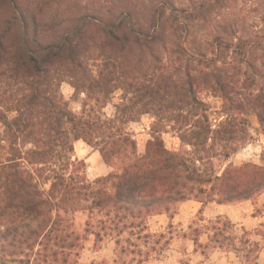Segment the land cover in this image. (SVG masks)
Wrapping results in <instances>:
<instances>
[{"label": "trees", "instance_id": "obj_1", "mask_svg": "<svg viewBox=\"0 0 264 264\" xmlns=\"http://www.w3.org/2000/svg\"><path fill=\"white\" fill-rule=\"evenodd\" d=\"M224 1L161 0L147 16L124 7L103 17L86 5L75 11L67 0H0V264L32 254L34 264H79L68 257L80 239L71 215L82 209L102 212L109 223L103 229L139 234L149 216L173 212L182 201L233 203L264 191L263 164L229 163L218 171L215 161L249 139L250 113L264 131V75L251 63L252 41L223 30L205 49L188 46L192 23ZM166 30L175 52L194 63L181 78L160 63ZM64 82L81 98L79 110L62 92ZM202 89L222 100L216 125ZM118 90L121 100L108 114ZM147 113L155 117L152 139L139 154L128 125ZM166 132L180 139L178 150L166 146ZM79 140L113 170L89 180L86 161L75 157ZM199 220L207 223L193 222L189 233L197 247L259 256L262 245L245 229L238 237L228 216Z\"/></svg>", "mask_w": 264, "mask_h": 264}, {"label": "rangeland", "instance_id": "obj_2", "mask_svg": "<svg viewBox=\"0 0 264 264\" xmlns=\"http://www.w3.org/2000/svg\"><path fill=\"white\" fill-rule=\"evenodd\" d=\"M159 1L161 0H67L76 5L75 11L86 5L90 12H98L103 17L118 15L124 7L134 8L139 17L147 16ZM174 1L178 6H188L197 4L200 0ZM67 2L64 8L70 12L72 10L66 5ZM223 30L235 41L240 39L252 41L251 63L256 71L264 75V0H225L223 6L208 18L192 23L188 46L205 49L213 43L215 35L223 33ZM91 32L96 35L97 27L92 26ZM257 34L260 37H257ZM175 50L174 39L166 30V37L158 46L160 63L167 73L181 78L188 63L191 67L194 63L188 61V55L184 56ZM148 57L151 58L149 55ZM259 79L263 84V77ZM62 92L70 99L74 95V88L68 82H64ZM121 93L122 91L118 90L113 94L112 101L105 107L108 114L114 112V105L121 100ZM200 95L211 105V122L214 125L218 124L222 119L220 113L222 100L209 89H202ZM71 107L79 110L81 98H72ZM154 121L155 117L147 113L139 121L128 125L137 140L139 154L145 152L148 141L152 139L151 127ZM249 124V139L240 149L226 160H215L218 171H222L229 163L240 165L244 162H254L264 165V131L255 113L249 114ZM163 138L168 148L178 150L181 147V141L174 133L166 132ZM75 157L86 161V175L89 180L107 175L113 170V167L104 161L100 151L83 140L75 143ZM218 204L210 202L203 206L202 202L195 199L182 201L176 204L173 212L149 216L146 219V230L139 234L131 233L129 228L122 233L117 229H103V226L109 223L102 220L107 219L102 212L79 210L71 215L72 228L80 236L79 246L68 258L71 262L77 260L79 264H261L258 259L256 260L258 256L256 251H253L250 257H245L242 252L220 249L213 245L197 247L189 233L193 222L198 221L200 225L207 223L206 220L200 221V217L211 219L223 215L236 223L235 234L238 237L243 236L245 229L248 231L247 237L263 246L264 191L251 199L226 203L230 204L227 206V212L220 213ZM201 209L202 213H199ZM99 230L102 238L95 234ZM200 240L206 243L207 236L202 235ZM0 256H3V252H0ZM34 258L35 254L30 257L9 256L5 264H34ZM51 259L52 257H49V260Z\"/></svg>", "mask_w": 264, "mask_h": 264}, {"label": "crops", "instance_id": "obj_3", "mask_svg": "<svg viewBox=\"0 0 264 264\" xmlns=\"http://www.w3.org/2000/svg\"><path fill=\"white\" fill-rule=\"evenodd\" d=\"M230 204H226V203H219L218 206H219V209L218 211L221 213L223 212H227L228 211V207ZM207 207V206H206ZM258 260L259 262H261V264L264 263V244L259 252V257H258Z\"/></svg>", "mask_w": 264, "mask_h": 264}]
</instances>
